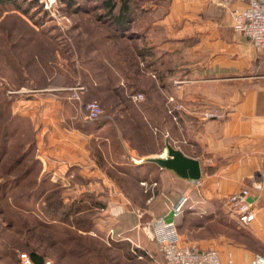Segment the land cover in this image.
<instances>
[{
    "label": "crops",
    "instance_id": "1",
    "mask_svg": "<svg viewBox=\"0 0 264 264\" xmlns=\"http://www.w3.org/2000/svg\"><path fill=\"white\" fill-rule=\"evenodd\" d=\"M181 1L173 0L162 19L168 40L160 43L168 52L167 60L180 64L166 67L159 80L161 68L154 63L155 57L145 55L149 59L143 69L148 75L147 92L132 91L109 66L99 43L94 42L92 28L90 31L76 22L70 24L74 32L60 33L58 24L30 21L18 10H10L23 20H0L5 30L12 31L0 36V77L11 87L33 90L7 96L0 110L5 107L28 122L41 171L51 172L66 186L65 200L87 191L105 202L107 208H101L100 215L93 218V230L98 233L93 235L108 246L125 244L135 264L160 260L150 230L164 221L182 194L188 196L187 205L203 214L200 222L188 223L187 234L179 233L180 244L215 248L223 261L231 255L239 264H250L252 252L237 251L221 234L215 239L199 232L211 222L210 215L219 211L237 221L225 196L242 186L251 187L257 196L256 207L264 200L256 188L264 185L260 173L264 161V77L239 80L225 92L220 88L201 92L190 88L188 82L174 84L173 80L194 69L213 70L204 75L232 77L237 70L253 72L260 67L263 74V59L251 41L232 26V9L243 6L242 1L234 0L225 7L215 0H192L194 7L191 3L181 5ZM41 10L39 14L44 13ZM194 31L199 41L191 49L185 37ZM173 50L176 53L169 54ZM77 81L87 85L83 102H100L103 113L98 118L87 119L79 102L68 98L67 86ZM137 92L148 98L145 106L133 100L132 94ZM207 97L219 106V118L204 120L199 116L209 108ZM176 104L180 108H175ZM167 144L199 160L200 186L150 159L165 154ZM7 153L10 151L0 154V160ZM19 157L22 165V154ZM176 218L174 221L180 217Z\"/></svg>",
    "mask_w": 264,
    "mask_h": 264
},
{
    "label": "rangeland",
    "instance_id": "2",
    "mask_svg": "<svg viewBox=\"0 0 264 264\" xmlns=\"http://www.w3.org/2000/svg\"><path fill=\"white\" fill-rule=\"evenodd\" d=\"M14 1L19 4V7L15 6ZM39 1L9 0L0 2V20L2 22H18L23 20V17L30 21H45L58 24L57 26L60 28L57 31L59 30L60 33L74 32L75 30L70 24L81 22L84 27L90 28V31L92 28L93 36H96L94 42L99 43L98 48L107 58V63L117 71L119 76L123 77L125 84L128 82L132 91L142 89L147 92L148 75L146 72L144 73L143 69L149 62V59L145 58L148 53H151L153 58L155 57L154 63L161 68V74H159L161 77L157 74L159 80L163 79L166 67L180 64L179 61L172 64L171 60H167L168 52L164 51V47L160 44L165 39L168 40L162 19L170 11L173 0H129L134 16L127 23H118L119 25H116L112 17L106 14L102 0H71L72 5L65 4L60 0L51 2L46 0L50 5L48 8H43ZM191 1L183 0L180 4L191 3V7H194V3ZM215 2L218 6H223L220 1L215 0ZM42 4L44 6V3ZM23 8H28L29 11L25 13L22 11ZM12 9L22 13V17L18 13L10 12ZM39 9H43L44 13L39 14ZM229 13L231 16V11ZM2 24H0V36L6 31L12 32L9 29L5 30ZM151 37H155V39ZM185 40L192 49L199 41V36L194 31L187 35ZM171 52L176 53L173 50L169 51V54ZM258 52L264 63V53L260 50ZM103 61L105 60L103 59ZM249 70H237V75L231 74L232 77L225 76V74L218 77L204 75L211 73L212 69H194L193 72L176 77L173 81H175L174 84L188 82L190 88L197 87L201 92L202 90L212 91V89L216 91L217 88L225 92L239 80L255 76L264 77V73L259 72L260 67H257L253 72L251 69ZM126 93L130 94L131 91L128 90ZM142 94L141 99L133 100L145 106L148 98L144 93ZM7 96L11 95L5 89L0 88V105L4 98L8 100ZM125 98L130 100L127 96ZM206 106L216 107L220 110L210 97L206 98ZM4 108L2 107L0 110V154L2 155L6 150L10 153H7V156H1L0 160V264H21L19 254L30 251L43 256L44 260H50L51 264H135L133 255H129L130 251L125 244L107 246L100 238L93 235L97 231L93 230L94 220L90 215L91 212L84 211L73 219H67L68 223L62 222L59 219V214L51 216L54 204L50 201L53 200V192L58 190L57 186L64 189L61 194L65 204L60 205L59 210L65 211L69 203V200H65L66 186L60 185L51 172L41 171L42 166L36 157L32 140L33 134L30 132L28 122L24 118L11 115ZM208 109L212 108L202 110L199 116L204 120L216 119L217 117H203V112ZM20 154H22V165L19 164ZM27 167H29L28 170ZM24 172L26 173L19 181L13 179L16 175ZM49 197L51 200H47ZM43 201H46L49 206L44 205ZM103 208H107V206ZM256 208L254 222L246 226L235 220H230L223 211L212 214L210 215L211 222L205 224V231L199 232V235H211L217 239V234H221L222 238L230 239L232 246L239 252L247 250L253 255L256 253L264 255L263 198ZM200 210L199 208L189 211L182 210L178 215L181 224L180 232L186 233L188 223L201 221L199 216L203 213L199 214ZM98 215H100V211L96 216ZM76 219V222L72 221ZM77 226L82 228L92 226V228L88 233L83 231L80 233L76 231Z\"/></svg>",
    "mask_w": 264,
    "mask_h": 264
},
{
    "label": "built area",
    "instance_id": "3",
    "mask_svg": "<svg viewBox=\"0 0 264 264\" xmlns=\"http://www.w3.org/2000/svg\"><path fill=\"white\" fill-rule=\"evenodd\" d=\"M49 0L48 2H51ZM222 5L231 4L234 0H218ZM244 3L241 7H234L232 9V26L233 28L243 34L251 43L260 51L264 52V0H240ZM40 5L43 8H48L46 0H40ZM44 3V6L43 4ZM0 86H4L5 91L9 94L24 93L30 90L25 86L11 87L8 83L0 77ZM69 91L68 98L73 102H79L81 108L85 111L87 119H96L103 112V108L97 99L82 101L83 93L87 90V85L81 81L67 86ZM143 97L141 92L132 94L134 100H139ZM171 99V97H170ZM180 105L176 104L175 108ZM172 110L170 109V112ZM221 110L212 108L203 112L204 118H219ZM174 118L175 115H173ZM262 180H264V161L260 170ZM195 186H200L201 180L199 178H191ZM256 188L264 196V185L260 183ZM256 197L251 192L249 185L242 186L238 190L230 192L225 196V204L230 212L235 216L237 222L243 226L250 225L256 216ZM188 196L182 194L176 205L172 207L174 219L184 210L188 208L194 210L195 207L187 205ZM202 214L203 211H198ZM153 241L157 245L160 260L156 264H239L231 255L223 261L220 253L215 248L201 249L194 244H180L179 233L173 222H165L163 220L153 225L150 230ZM146 256L150 255L145 253ZM142 258V255H139ZM19 260L21 264H35L28 253H20ZM43 264H51L50 260H46ZM250 264H264V255L256 253L253 255Z\"/></svg>",
    "mask_w": 264,
    "mask_h": 264
},
{
    "label": "trees",
    "instance_id": "4",
    "mask_svg": "<svg viewBox=\"0 0 264 264\" xmlns=\"http://www.w3.org/2000/svg\"><path fill=\"white\" fill-rule=\"evenodd\" d=\"M7 1L9 0H0V2H7ZM60 1L64 2L65 4L72 5V3L70 2L71 0H60ZM14 3H15V6L19 7V4L16 1H14ZM102 6L106 8V14L112 17L113 22H115L116 25H119L118 23L120 24L127 23V21L134 16L133 10L130 8L129 0H102ZM22 11H25V13H27L29 10L28 8L27 9L23 8ZM0 88L4 89L5 87L0 86ZM209 108H213V107H209ZM28 169L29 167H27V170ZM25 173L26 172H24L23 174L20 173L16 175L13 179H15V181H19L20 179H22ZM57 187H58L57 188L58 190L53 192L54 194V196H52L53 200L50 201V202H53L54 204V205L52 204L53 208L51 210V216L53 217L56 214H59L60 216L59 219L62 220V222L68 223V221H66L67 219L68 220L71 218L73 219L76 216H78V214H81L84 211L91 212L90 215H92V218H94L93 216H96L98 214V211H100L101 208L106 207V204L103 200H99V198L95 197V195L92 193H89L87 191H82L77 196L70 198L65 211H60L59 210L60 205L65 204L64 198L61 194L62 190L64 191V189L61 186H57ZM45 193L46 192L44 191L43 194L45 195ZM47 200H51V198L49 197L47 198ZM46 201H43L42 203L46 206H49V204H47ZM185 209H188V208H185ZM72 221L76 222L77 219L72 220ZM174 222H175V226H176L178 233H180L181 224L179 220H176ZM89 223H90V219H89ZM89 227L82 228V227L77 226L76 231L77 232L83 231L84 233H88L90 232L92 226L90 228ZM28 255L30 256V258L35 264H43L46 261L44 260L43 256L33 251H30ZM129 255L131 256L133 255L131 251L129 252Z\"/></svg>",
    "mask_w": 264,
    "mask_h": 264
},
{
    "label": "water",
    "instance_id": "5",
    "mask_svg": "<svg viewBox=\"0 0 264 264\" xmlns=\"http://www.w3.org/2000/svg\"><path fill=\"white\" fill-rule=\"evenodd\" d=\"M165 154L150 159L158 163L162 167L174 170L177 174L185 178H199L201 176L200 163L197 158L185 155L179 148L167 144ZM173 210H170L164 217L165 222H173Z\"/></svg>",
    "mask_w": 264,
    "mask_h": 264
}]
</instances>
